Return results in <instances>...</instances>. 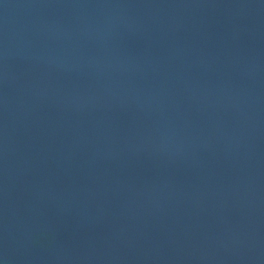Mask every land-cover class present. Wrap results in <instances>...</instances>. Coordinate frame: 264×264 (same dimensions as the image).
Returning a JSON list of instances; mask_svg holds the SVG:
<instances>
[{
	"label": "water",
	"instance_id": "water-1",
	"mask_svg": "<svg viewBox=\"0 0 264 264\" xmlns=\"http://www.w3.org/2000/svg\"><path fill=\"white\" fill-rule=\"evenodd\" d=\"M0 264H264V0H0Z\"/></svg>",
	"mask_w": 264,
	"mask_h": 264
}]
</instances>
